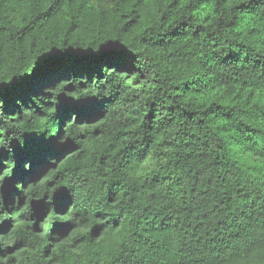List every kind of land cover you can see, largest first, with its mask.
Listing matches in <instances>:
<instances>
[{"label": "trees", "instance_id": "1", "mask_svg": "<svg viewBox=\"0 0 264 264\" xmlns=\"http://www.w3.org/2000/svg\"><path fill=\"white\" fill-rule=\"evenodd\" d=\"M0 229V264H264V0H0Z\"/></svg>", "mask_w": 264, "mask_h": 264}, {"label": "snow or ice", "instance_id": "2", "mask_svg": "<svg viewBox=\"0 0 264 264\" xmlns=\"http://www.w3.org/2000/svg\"><path fill=\"white\" fill-rule=\"evenodd\" d=\"M122 55L121 52L112 49V50H101L99 53H97V56L101 59H118ZM63 196L62 193H57V199L61 198ZM2 230V229H0Z\"/></svg>", "mask_w": 264, "mask_h": 264}]
</instances>
